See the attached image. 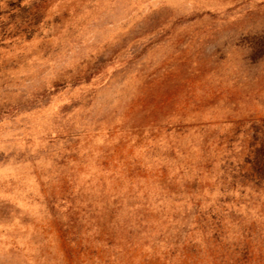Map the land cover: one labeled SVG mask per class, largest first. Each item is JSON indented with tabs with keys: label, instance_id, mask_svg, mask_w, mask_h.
<instances>
[{
	"label": "rangeland",
	"instance_id": "obj_1",
	"mask_svg": "<svg viewBox=\"0 0 264 264\" xmlns=\"http://www.w3.org/2000/svg\"><path fill=\"white\" fill-rule=\"evenodd\" d=\"M264 0H0V264H264Z\"/></svg>",
	"mask_w": 264,
	"mask_h": 264
},
{
	"label": "trees",
	"instance_id": "obj_2",
	"mask_svg": "<svg viewBox=\"0 0 264 264\" xmlns=\"http://www.w3.org/2000/svg\"><path fill=\"white\" fill-rule=\"evenodd\" d=\"M251 163L257 176L260 179H264V141L255 150V156Z\"/></svg>",
	"mask_w": 264,
	"mask_h": 264
}]
</instances>
